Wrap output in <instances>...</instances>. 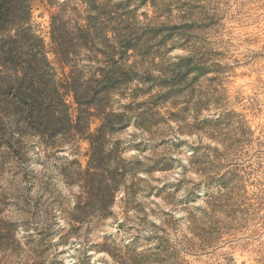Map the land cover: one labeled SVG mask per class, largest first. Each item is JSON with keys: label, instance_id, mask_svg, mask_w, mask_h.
<instances>
[{"label": "rangeland", "instance_id": "obj_1", "mask_svg": "<svg viewBox=\"0 0 264 264\" xmlns=\"http://www.w3.org/2000/svg\"><path fill=\"white\" fill-rule=\"evenodd\" d=\"M116 4L148 49L129 65L157 82L112 93L129 122L103 139L102 180L80 137L28 132L0 149V264H264V0H97L102 19ZM60 11L86 24L84 0H32L57 78L70 71L51 50ZM102 44L81 65L105 63ZM190 53L206 72H183Z\"/></svg>", "mask_w": 264, "mask_h": 264}, {"label": "trees", "instance_id": "obj_2", "mask_svg": "<svg viewBox=\"0 0 264 264\" xmlns=\"http://www.w3.org/2000/svg\"><path fill=\"white\" fill-rule=\"evenodd\" d=\"M84 4L88 14L85 25L78 19L65 20L61 11L51 18L52 53L64 69L70 68L69 73L64 72L62 78H57L47 44L33 24L32 0H0V149L11 148L28 132L51 138L80 137L90 144L91 158L96 163L91 168L95 170L93 175L102 180L98 166L104 150L103 139L122 130L129 122L126 112L110 109L112 93L134 81L153 85L157 79H153L149 68L129 65L130 52L142 57L148 49L139 43L137 29L124 27L127 16L123 9L119 12L121 4L114 5L109 21L102 19L105 13L101 12L103 6L97 5V0H84ZM183 28L177 37L185 34ZM148 33L155 35L156 29L149 28ZM99 39L107 51L103 53L105 63L102 61L95 68L81 65L77 56L82 50L87 61L94 62L90 54H94V43ZM191 54L181 59L187 63L183 72H206L203 65L193 64L196 57ZM167 95L159 93L157 97ZM69 98L76 105L75 117ZM144 120L136 121L140 128ZM93 121L100 125L91 132ZM118 184L115 170L104 186L111 191L112 201Z\"/></svg>", "mask_w": 264, "mask_h": 264}]
</instances>
